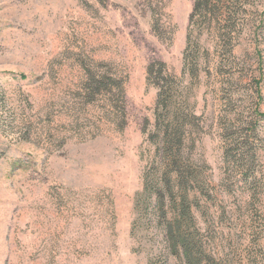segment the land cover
I'll return each mask as SVG.
<instances>
[{
  "label": "rangeland",
  "instance_id": "1",
  "mask_svg": "<svg viewBox=\"0 0 264 264\" xmlns=\"http://www.w3.org/2000/svg\"><path fill=\"white\" fill-rule=\"evenodd\" d=\"M193 1L0 0V264H177L136 211L155 155L153 61L198 118L210 235L230 264H264V0H230L229 17L189 30ZM92 76L123 96L96 94Z\"/></svg>",
  "mask_w": 264,
  "mask_h": 264
},
{
  "label": "trees",
  "instance_id": "2",
  "mask_svg": "<svg viewBox=\"0 0 264 264\" xmlns=\"http://www.w3.org/2000/svg\"><path fill=\"white\" fill-rule=\"evenodd\" d=\"M229 2L194 0L188 20L189 30L195 19H206L209 14L229 17ZM256 56L259 57L257 52ZM183 57L186 64V49ZM173 79L161 62L153 61L146 68L147 83L158 91L153 131L148 137L155 146V155L145 173L142 190L135 196L138 220L161 236L163 250L173 256L177 264H230V259L222 254V235L212 238L206 220L209 218L214 224L213 215L209 213V206L214 208L216 205L214 185L204 174L205 163L191 155L195 144L190 137L197 129L198 118L186 106L183 97L177 95L178 87ZM254 85L257 89L259 81ZM88 87L96 94L101 88H109L111 101L123 96L121 84L110 77L92 76ZM252 116L254 119L264 118L257 106ZM254 125L250 124L247 132H251ZM230 135L228 138H232ZM232 141L235 143L234 139ZM220 215L224 216L223 213Z\"/></svg>",
  "mask_w": 264,
  "mask_h": 264
}]
</instances>
